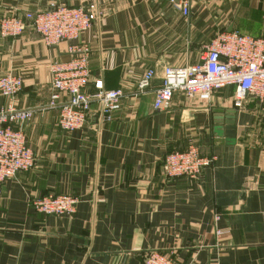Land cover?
<instances>
[{
  "label": "crops",
  "instance_id": "crops-1",
  "mask_svg": "<svg viewBox=\"0 0 264 264\" xmlns=\"http://www.w3.org/2000/svg\"><path fill=\"white\" fill-rule=\"evenodd\" d=\"M56 5L96 8L78 38L91 48L85 91L99 80L124 95L109 120L93 102L83 128L63 131L47 107L48 65L68 60V42L46 46L29 27L0 36L1 69L23 83L13 102L35 110L23 131L37 158L0 184V264H143L153 250L183 264H264V103L248 94L236 106L226 86L153 109L164 68L197 62L216 30L264 38V0H191L187 16L168 0H0V19ZM146 68L155 75L138 94ZM225 110L231 126L217 123ZM189 144L211 166L167 178L161 159ZM46 194L77 197L75 211L36 212L32 201Z\"/></svg>",
  "mask_w": 264,
  "mask_h": 264
},
{
  "label": "built area",
  "instance_id": "built-area-1",
  "mask_svg": "<svg viewBox=\"0 0 264 264\" xmlns=\"http://www.w3.org/2000/svg\"><path fill=\"white\" fill-rule=\"evenodd\" d=\"M171 7L183 16L190 13L191 0H168ZM99 18L93 5L85 7L56 5L42 11L25 12L22 16L0 19V36L15 38L26 27L39 35L46 46L68 42L67 61H54L48 65L51 94L49 108L58 111L57 124L66 132L85 126L91 104L97 103L103 120L119 108L124 95L121 89L106 90L97 80L94 93H87L91 48L78 40L79 35L92 28ZM155 73L146 68L138 83V94L149 87ZM22 78L11 71L3 72L0 60V96L8 98L0 105V184L17 172L27 171L36 164V154L28 145L23 125L35 110L17 108L14 96L22 89ZM234 86L235 105L245 95L254 96L264 103V38L242 34L236 30H220L204 46L200 59L184 66H166L160 85L154 89L153 109L170 106L175 93L186 99H207L215 90ZM213 156L203 155L195 144L185 149L172 150L161 159L163 174L167 178H196L211 166ZM78 198L69 194H46L32 201L36 212L60 216L75 211ZM218 216H214L216 220ZM219 235L221 231L217 230ZM143 264H183L171 255L150 251Z\"/></svg>",
  "mask_w": 264,
  "mask_h": 264
},
{
  "label": "water",
  "instance_id": "water-1",
  "mask_svg": "<svg viewBox=\"0 0 264 264\" xmlns=\"http://www.w3.org/2000/svg\"><path fill=\"white\" fill-rule=\"evenodd\" d=\"M222 111V110H221ZM226 112H227V115L225 116H219L220 118H219V122H217L218 123V125L219 124H222L223 122H225V124L226 125H228V126H231L233 123H232V119H233V113H231L233 110H225ZM223 112V111H222ZM216 118H217V116H215L214 117V119L216 120ZM219 128V129H218ZM218 130V132L220 133V127L219 126H217L216 128H214V131H217ZM227 133V132H226ZM229 134H231L232 135V132H228L227 133V135H229Z\"/></svg>",
  "mask_w": 264,
  "mask_h": 264
},
{
  "label": "rangeland",
  "instance_id": "rangeland-1",
  "mask_svg": "<svg viewBox=\"0 0 264 264\" xmlns=\"http://www.w3.org/2000/svg\"><path fill=\"white\" fill-rule=\"evenodd\" d=\"M224 28H222V29H220V30H223ZM220 30H218V31H220ZM217 30H216V32H218Z\"/></svg>",
  "mask_w": 264,
  "mask_h": 264
}]
</instances>
